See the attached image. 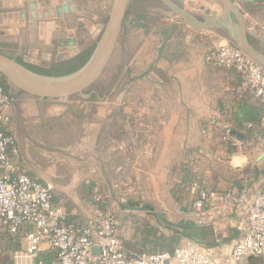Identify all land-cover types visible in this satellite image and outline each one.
<instances>
[{"label": "crops", "instance_id": "0c3cea01", "mask_svg": "<svg viewBox=\"0 0 264 264\" xmlns=\"http://www.w3.org/2000/svg\"><path fill=\"white\" fill-rule=\"evenodd\" d=\"M66 1L75 5L74 13L44 21L39 16L42 6L32 9L31 0H0L1 37L36 61L41 53L43 59L50 58L56 42L60 55L70 51L62 41H76L81 48L84 39L75 33L78 16L108 13L113 0ZM139 1L146 3L139 5L132 27L142 36L132 70L124 67L128 81L118 90L117 104L109 96L111 88L102 84L87 89L84 97L52 104L15 92L8 109V132L19 147L14 160L20 172L51 190L53 205L69 222L83 224L97 206L112 208L127 247L139 241L145 224L157 229L160 237L166 223H201L223 234L224 242L214 249L227 243L229 251L216 252L228 256L240 217L233 213L202 218L195 209L194 191L238 197L241 184L253 194L264 189V153L256 141L262 111L257 99L239 96L241 78L235 70L210 64L205 57L221 45L244 41L264 58V0H229L231 7L222 0ZM139 15L146 20H139ZM133 30L125 36L123 54ZM145 35L160 43L149 54L142 42ZM131 87L134 99L129 97ZM71 100L82 101L78 109L75 102L67 106L76 117L77 131L71 138L55 137L62 129V124H55L66 115L54 112ZM214 118L248 135L241 148L232 150L221 141ZM248 120L256 121L254 129H248ZM127 180H133L132 190L138 195L134 200L118 197L125 186L131 189ZM211 209L209 202L206 210ZM122 216L132 223L122 227ZM33 230L27 225L12 233L0 223V264H17L15 255L26 250L27 234ZM55 256L47 242L40 245V260Z\"/></svg>", "mask_w": 264, "mask_h": 264}, {"label": "built area", "instance_id": "2783aa9c", "mask_svg": "<svg viewBox=\"0 0 264 264\" xmlns=\"http://www.w3.org/2000/svg\"><path fill=\"white\" fill-rule=\"evenodd\" d=\"M205 60L235 70L241 78L239 96L252 97L260 103L261 133L256 141L264 153V68L229 44L210 51ZM11 100L0 85V223L12 233L27 225L34 226L27 234L26 250L15 255L17 264H264V189L253 194L244 187L238 197L194 191L197 195L195 209L202 218L233 213L240 217L238 237L228 256L193 241H187L172 252L139 254L128 248L120 236L118 214L112 208L95 207L83 224L67 221L64 213L53 205L51 190L19 171L14 160L19 155L17 139L8 132ZM213 124L221 141L234 148L242 147V140L229 123L214 118ZM247 127L252 130L255 124L249 123ZM209 202L212 209L207 211ZM43 242L56 253L51 261L38 258Z\"/></svg>", "mask_w": 264, "mask_h": 264}, {"label": "water", "instance_id": "95a60500", "mask_svg": "<svg viewBox=\"0 0 264 264\" xmlns=\"http://www.w3.org/2000/svg\"><path fill=\"white\" fill-rule=\"evenodd\" d=\"M30 7L37 9L40 6L42 20L62 18L65 13H74L75 5L66 0H31ZM132 0H113L110 10L106 14L107 22L101 26L102 33L97 40L96 47L88 62L78 71L62 76L51 77L35 73L16 59L0 53V77L3 78L9 88V94L21 91L29 96L46 100L49 104L79 95L84 97V92L95 85L111 61L126 18L129 4ZM230 6L229 0H222ZM254 2L255 0H245ZM44 26V24H42ZM61 45L69 47V52L59 55V59L75 56L79 53L76 41H62ZM241 49L254 62L264 68V58L256 53L246 42H238L236 46ZM25 60L30 64L38 61L28 57ZM45 64V63H39Z\"/></svg>", "mask_w": 264, "mask_h": 264}, {"label": "rangeland", "instance_id": "374dc122", "mask_svg": "<svg viewBox=\"0 0 264 264\" xmlns=\"http://www.w3.org/2000/svg\"><path fill=\"white\" fill-rule=\"evenodd\" d=\"M141 2L143 4L146 3L143 1H139V0L133 1L131 3L130 9L127 12L126 20H125L123 27H122V32H121L120 39L118 41V45L116 47L115 53H114L111 61L109 62L108 66L106 67L105 71L103 72V74L99 77V79L95 83L96 86L97 85L99 86L100 84H102V85H105L104 87L109 86V88H111L109 91V96L112 98V100H114L113 101L114 105L117 104L118 90L122 87V84L125 81H128V78L125 79L123 77L124 67L130 71L132 70V67L134 64V62H133L134 55L136 54L135 51H136V48H137V46L141 40L140 36H142V33L139 30H133V27H132L133 26L132 20L135 17V15L139 12V10H140L139 5L141 4ZM147 9H149V8H147ZM142 10H144V9H142ZM106 12L107 11H104L103 14H100L99 12H94L92 14V12H90L92 14V16H89L90 15L89 12H85L84 15L78 16V20H77L78 29L75 33L81 39H84L83 43H82L83 45H84V43H87V42L91 43L95 39L96 40L99 39V37L102 33L101 26L105 25L107 22V17L105 16L107 14ZM166 12H168V11H166ZM65 19H67V18H65ZM131 30H133L134 32L131 34V36L129 38V43H128L127 48L125 50L126 52H125V54H123L121 51V47H122V44L125 43V40L126 41L128 40L127 38H125V36ZM0 39L6 41L5 39H3L1 37V35H0ZM142 42H143V45L148 50L146 54H149L150 50H154L153 48L154 47L157 48L160 44L158 40H153L150 35H145ZM15 46H16L15 49L18 52V54H22L23 56L27 55V52L23 51V49L19 45L15 44ZM79 49L80 48H78V50ZM42 55H43V53H41L39 56L40 58L37 59L38 63L47 64L51 61H55L58 58V56L60 55V51H58L57 42L55 43V45L53 47V51L51 53L50 58H47L45 60L42 58L43 57ZM134 96H135L134 88L131 87V91H129V97L131 99H134ZM70 102H75L73 105L75 107V109H78V106H79L78 102L82 103V101L71 100V101L64 102V104L62 103V105L58 106V109H57V111L54 112V114H64V115H66V117H64V119L62 121H60V123H58L57 125L55 124V127H60L62 124V129L58 130L59 134H57L55 137L68 136L69 138H71L72 135H74L75 132L77 131L76 117L74 118L70 109L67 108L68 103L70 104ZM116 112H117V109H115L113 114L111 113V115L116 114ZM61 122H63V123H61ZM128 182H131L130 183L131 189L127 188L124 185L125 189L122 193L119 192L121 194H119L118 197L124 198V197L128 196V197L133 198V200H134L138 197V195H137V192H134L132 190L133 189L132 187L134 185L133 180H131V181L127 180V182H125V184ZM259 184H261V183H259ZM132 205H134V204H132ZM123 217L124 216H122V218H121V226L122 227H125L127 224L132 223V219L130 217H124V218ZM214 238H215L216 243L219 241H223V239H224L223 234L220 233V231H215ZM185 240H187V239H185ZM185 240H183V241H185ZM223 245L215 248L216 251L218 253H221L222 255H224V254L220 250L225 249V251L227 252L230 249L229 244L226 243Z\"/></svg>", "mask_w": 264, "mask_h": 264}, {"label": "trees", "instance_id": "16d2710c", "mask_svg": "<svg viewBox=\"0 0 264 264\" xmlns=\"http://www.w3.org/2000/svg\"><path fill=\"white\" fill-rule=\"evenodd\" d=\"M138 19L146 20V16L139 15ZM95 47L96 44H94L91 49L81 54L79 58L80 59L79 64L74 63L73 65H70V69L64 71L63 70L56 72H51L48 70L41 71L39 67L25 63L22 60V58H18L17 61L35 73L44 76L62 77V76L70 75L78 71L80 68H82L90 59ZM0 85L5 86L2 80H0ZM247 122L248 124L256 123V121H252V120H248ZM233 132L241 140H245L248 137L247 134H244L242 132H238V131L237 132L233 131ZM229 147L232 150H235V148L232 147L231 145H229ZM243 188H244V184H241L239 186L238 193L239 191L241 192ZM166 225H167L165 227L166 233L162 234V236L160 237H157V229L149 228V224H145L144 228L142 230H139V234H140L139 241L136 244H132L128 248L132 249L133 251L139 254H156L166 251L171 252L176 248V246L180 245V243L185 239H187L188 241H193L195 243H198L204 247L214 248L216 246V241L214 238L216 229L214 226L205 225L201 223L198 224L166 223ZM229 231L232 234L235 232L233 229Z\"/></svg>", "mask_w": 264, "mask_h": 264}, {"label": "flooded vegetation", "instance_id": "af4514ba", "mask_svg": "<svg viewBox=\"0 0 264 264\" xmlns=\"http://www.w3.org/2000/svg\"><path fill=\"white\" fill-rule=\"evenodd\" d=\"M97 43V40L95 39L94 41H92L91 43H84V45L81 46V48L79 49V53L75 56H70L68 58H65V59H59V56L58 58L55 60V61H51L47 64H30L28 63L25 58L26 56H23L22 54H18V52L16 51V46H15V43H10L8 41H4V40H1L0 39V53L2 54H5L11 58H14V59H18V58H22V60L27 63V64H30V65H33V66H37L42 70H48V71H51V72H56V71H64V70H67V69H70V65H73L74 63L75 64H79V61H80V56L82 53L88 51L89 49H91L93 47L94 44ZM41 75V74H40ZM51 77H55V76H51ZM0 80L3 81L4 85V89L5 91L9 94V88H8V85L6 83V81L0 77ZM98 86V85H97ZM94 87H96V85H94ZM96 89V88H95ZM94 90V89H93ZM15 93L13 94H9L10 95V98L12 99V97L14 96Z\"/></svg>", "mask_w": 264, "mask_h": 264}]
</instances>
